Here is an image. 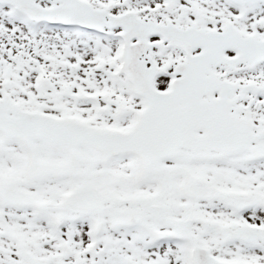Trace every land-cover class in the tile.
I'll return each mask as SVG.
<instances>
[{"label":"snow or ice","instance_id":"obj_1","mask_svg":"<svg viewBox=\"0 0 264 264\" xmlns=\"http://www.w3.org/2000/svg\"><path fill=\"white\" fill-rule=\"evenodd\" d=\"M0 264H264V0H0Z\"/></svg>","mask_w":264,"mask_h":264}]
</instances>
